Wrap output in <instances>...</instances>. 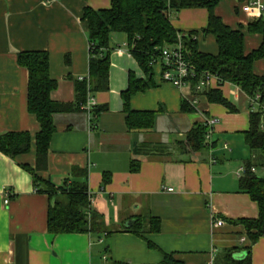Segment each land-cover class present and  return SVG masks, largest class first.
Here are the masks:
<instances>
[{
	"label": "crops",
	"instance_id": "crops-1",
	"mask_svg": "<svg viewBox=\"0 0 264 264\" xmlns=\"http://www.w3.org/2000/svg\"><path fill=\"white\" fill-rule=\"evenodd\" d=\"M245 3L222 0L215 12L225 24L244 30L245 51L250 52L261 45L263 35L248 30L259 17L245 11ZM110 5L111 0H0V137L9 131L33 136L40 131L37 117L28 110V70L18 64L17 55L47 50L52 77L58 81L52 99L67 107L54 115L57 128L48 164L36 170L37 178L56 186L73 185L85 180V171L93 223L89 232H50V205L64 194L38 190L32 172L35 146L17 157L0 149V264H162L165 254L179 264L244 260L250 241L244 225L236 221L259 215L258 203L240 189L238 175L241 166L258 158L245 141L251 112L247 93L231 82L212 81L211 87L220 88L235 106L230 111L190 87L180 89L164 81L161 63H156V85L132 95L129 102L133 110L154 111L155 124L129 129L122 94L131 75H147L130 52L126 33L114 32L109 89L88 92L87 101L96 102L91 111L85 103L76 105L77 80L89 77L84 10ZM208 15L206 8H186L171 12L170 18L181 31H200ZM201 35L199 48L216 53L215 37L204 35L202 43ZM254 69L264 74V58ZM183 99L192 111L182 110ZM204 115L220 121L209 147L191 151L187 133ZM134 162L137 170L132 169ZM105 172L111 178L107 183ZM152 218L161 220L160 231L149 230ZM219 219L222 225L215 224ZM138 223L141 235L132 230ZM251 260L264 264V236L252 246Z\"/></svg>",
	"mask_w": 264,
	"mask_h": 264
},
{
	"label": "trees",
	"instance_id": "trees-1",
	"mask_svg": "<svg viewBox=\"0 0 264 264\" xmlns=\"http://www.w3.org/2000/svg\"><path fill=\"white\" fill-rule=\"evenodd\" d=\"M222 0H111L108 8L94 9L86 7L82 19L87 24L90 43L89 77L77 80L76 105L86 103L89 91L94 93L109 89L111 35L124 32L128 39V48L147 75L146 79L130 76L129 86L123 92L126 126L129 129H147L155 124L154 111H140L130 108V98L138 92H144L156 85L154 82L155 64L165 46H175L181 42L186 61L195 68V75L188 78L190 89L196 94H203L211 103H220L235 111V106L224 96L220 88L204 87L197 89V84L204 73L219 77L221 82H231L250 97L259 94L258 105L251 108L250 127L245 132V141L261 162L251 161L247 167L262 166L264 169V74L255 71V62L264 58V12L256 21L249 23L248 30L261 32V45L250 52L245 51V32L225 24L215 12ZM244 1V0H240ZM186 8H206L209 12L207 25L200 31H181L176 28L170 13ZM212 35L218 45L216 53L206 52L199 48L198 35ZM181 35V37H179ZM18 64L28 70V110L33 113L39 123L40 131L33 136L27 131H9L0 137V149L11 157L29 152L35 146L36 166L32 169L35 185L40 192L48 194H64V198L50 205L48 213V229L54 234L89 232L92 230V219L89 218L91 206L87 173L81 172L84 181L73 185L56 186L49 180L37 178L36 170H44L48 164L50 142L56 124L55 113L67 106L52 99V91L58 87V81L52 77L50 54L47 50H26L17 55ZM162 66V65H161ZM163 70V68H162ZM105 107L98 108L100 114ZM183 111L193 108L183 99ZM209 127L204 122L195 123L187 133L186 146L191 151H200L209 147L207 133ZM35 143L33 145V140ZM132 169L137 170L134 162ZM110 174L104 173V183L110 181ZM240 189L247 192L258 203L259 215L256 218H240L236 222L244 225L250 244L246 247L244 260L234 261L230 258L227 264H252V246L264 236V173L247 171L240 179ZM150 231L161 229L159 218L151 219ZM139 223L132 228L141 235ZM150 247L153 244L149 242ZM162 264H179L173 255L165 254Z\"/></svg>",
	"mask_w": 264,
	"mask_h": 264
},
{
	"label": "built area",
	"instance_id": "built-area-1",
	"mask_svg": "<svg viewBox=\"0 0 264 264\" xmlns=\"http://www.w3.org/2000/svg\"><path fill=\"white\" fill-rule=\"evenodd\" d=\"M243 8L247 12L253 11V14H255L257 17H261L264 12V0H246V3L244 4ZM179 37H181V35H179ZM151 63L152 64L161 63L163 68L162 78L164 81L169 82L180 89H185L190 87L188 78L190 76L195 75V68L192 64H190V62L186 61V59L184 58L182 52V45L180 41L174 47L165 46L164 49L162 50L159 59L153 60L151 61ZM214 79L221 82L218 76L211 73H204L203 77L200 79L199 83L197 84V89H203L204 87H211L212 81ZM259 97H260L259 94H256L255 97L248 96V101L251 108H255V106L258 105ZM94 104H96L95 100L90 98L84 104V108L88 111H91ZM219 121L220 119L216 116L204 115L203 122L209 127L207 133L208 141H210L214 128L219 123ZM248 170L252 172H257V167L254 165L250 168H248L247 166H241L238 170V175L243 176L247 173ZM167 189L170 191L173 190L172 187ZM5 196H6L5 202L8 203L10 199L9 191L6 192ZM89 196L91 199L90 194ZM88 215H90V212ZM223 223L224 221L222 219L215 220L216 225H222ZM207 264H213V262L209 261Z\"/></svg>",
	"mask_w": 264,
	"mask_h": 264
},
{
	"label": "rangeland",
	"instance_id": "rangeland-1",
	"mask_svg": "<svg viewBox=\"0 0 264 264\" xmlns=\"http://www.w3.org/2000/svg\"><path fill=\"white\" fill-rule=\"evenodd\" d=\"M174 13H176V11L175 10H173L172 11V15H174ZM200 41L202 42V43H204L205 42V36L202 34L201 36H200ZM174 47V46H173ZM257 153V152H256ZM258 154V153H257ZM254 161H256V162H258V164L261 162V157L259 156L257 159H255ZM258 173L261 175V174H263L264 173V169H263V167L262 166H258Z\"/></svg>",
	"mask_w": 264,
	"mask_h": 264
}]
</instances>
